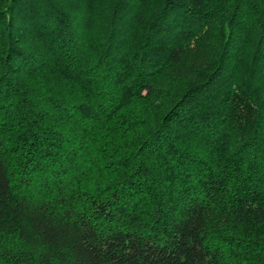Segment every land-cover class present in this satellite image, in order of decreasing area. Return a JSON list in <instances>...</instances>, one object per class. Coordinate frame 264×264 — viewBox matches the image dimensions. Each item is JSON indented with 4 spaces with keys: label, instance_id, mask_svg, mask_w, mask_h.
I'll list each match as a JSON object with an SVG mask.
<instances>
[{
    "label": "trees",
    "instance_id": "obj_1",
    "mask_svg": "<svg viewBox=\"0 0 264 264\" xmlns=\"http://www.w3.org/2000/svg\"><path fill=\"white\" fill-rule=\"evenodd\" d=\"M0 264H264V0H0Z\"/></svg>",
    "mask_w": 264,
    "mask_h": 264
}]
</instances>
